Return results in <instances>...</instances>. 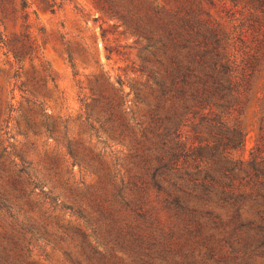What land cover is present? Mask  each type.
<instances>
[{"label": "rangeland", "instance_id": "1", "mask_svg": "<svg viewBox=\"0 0 264 264\" xmlns=\"http://www.w3.org/2000/svg\"><path fill=\"white\" fill-rule=\"evenodd\" d=\"M203 5L228 25L221 6ZM200 12L186 0H0V158H23L39 171L60 158L59 179L46 182L57 196L66 179L84 188L101 177L97 165L93 175L73 167L68 147L85 160L91 151L104 157L116 176L106 203L81 216L64 196L70 209L57 215L0 204V264H264V158L252 161L254 142L245 166L239 155L208 149L199 163L174 123L160 138L154 131L161 52L150 31L166 25L155 17L192 29ZM113 103L128 122L87 120V107ZM158 144L168 160L181 159L180 191L151 182L146 193L139 182ZM184 160H196L194 169H183Z\"/></svg>", "mask_w": 264, "mask_h": 264}, {"label": "trees", "instance_id": "2", "mask_svg": "<svg viewBox=\"0 0 264 264\" xmlns=\"http://www.w3.org/2000/svg\"><path fill=\"white\" fill-rule=\"evenodd\" d=\"M186 2L196 4L201 11L195 17L198 27H172V23H167L159 13L155 20L166 25L150 31L152 38L159 37L156 50L161 52L151 85L156 96L155 134L160 138L163 131L168 130L166 121L172 122L177 140L183 141L182 149L194 153L199 163L204 158L202 152L208 149L219 151L228 160L239 155L243 166L248 162L242 157L252 140L254 147L250 155L252 161L259 164L264 158V0ZM205 2L215 8L221 6L228 25L218 21L211 11H203ZM107 85L112 87L109 80ZM112 89L116 93L115 88ZM122 109L119 103H113L112 107H87V120L99 122L107 118L126 123ZM163 113L168 115L167 119L162 117ZM153 152L145 156L148 172L139 179L143 190L156 182L167 184L168 193L180 191L181 159L173 156L168 160L164 145L160 144L155 145ZM155 153H159L156 158ZM67 156L73 167L91 170L92 175L96 174V169H92L97 165L101 176L97 185H83L84 188L71 185V178L60 182L62 196L77 207L78 212L74 215L104 205L116 183V176L104 157L91 151L85 160L71 147H68ZM61 162L60 158L49 157L39 171L23 158L21 163L0 158V204L18 202L37 210L42 216L57 215L59 209H70L62 196L54 193L56 187L46 189L51 176L59 179ZM194 162L196 160H184L183 169H194ZM154 169L155 174L150 175ZM20 260V257L7 258L2 264H17Z\"/></svg>", "mask_w": 264, "mask_h": 264}]
</instances>
